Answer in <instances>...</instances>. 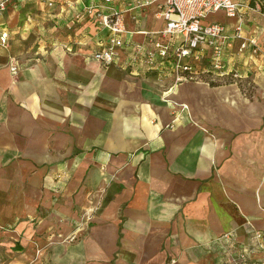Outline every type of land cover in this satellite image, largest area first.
<instances>
[{"label": "crops", "instance_id": "obj_1", "mask_svg": "<svg viewBox=\"0 0 264 264\" xmlns=\"http://www.w3.org/2000/svg\"><path fill=\"white\" fill-rule=\"evenodd\" d=\"M139 1L113 0L128 30L164 29ZM83 4L0 13V264H224L264 228V60L178 82L169 63L129 67L145 37L128 34L105 67ZM246 29L264 50V16Z\"/></svg>", "mask_w": 264, "mask_h": 264}, {"label": "built area", "instance_id": "obj_2", "mask_svg": "<svg viewBox=\"0 0 264 264\" xmlns=\"http://www.w3.org/2000/svg\"><path fill=\"white\" fill-rule=\"evenodd\" d=\"M22 1L0 0V13L10 4ZM53 7L55 0H35ZM83 9L76 20L95 16L99 27L107 36L99 40V49L93 53L101 65L108 67L119 63L121 50L126 46V35L138 34L145 40L132 45L127 65L134 69L157 70L169 63L176 74V80L203 81L205 75H215L220 81L238 82L242 78L239 68L256 60H264V50L259 39L249 35L246 29V15L255 12L264 16V0H140L134 8L156 7V18L165 23L158 32L128 30L122 12L114 6L113 0H102L89 4L83 0ZM223 14L235 19L234 25L211 17ZM0 46H9V32L0 33ZM68 51L71 49L68 47ZM19 67L12 60L11 71L15 75ZM184 110L187 105H182ZM66 172L58 175L66 176ZM228 238V235H226ZM224 264H264V228L253 230L245 244L233 252H227Z\"/></svg>", "mask_w": 264, "mask_h": 264}, {"label": "rangeland", "instance_id": "obj_3", "mask_svg": "<svg viewBox=\"0 0 264 264\" xmlns=\"http://www.w3.org/2000/svg\"><path fill=\"white\" fill-rule=\"evenodd\" d=\"M212 19H219V20H224L225 18L222 17L221 14H216V15H213L211 17ZM17 62H19V60L17 59ZM172 69V67H170ZM173 70V69H172ZM174 71V70H173Z\"/></svg>", "mask_w": 264, "mask_h": 264}]
</instances>
